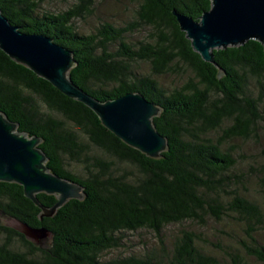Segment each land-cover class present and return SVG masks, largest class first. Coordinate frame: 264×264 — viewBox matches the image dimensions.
Instances as JSON below:
<instances>
[{
	"label": "trees",
	"instance_id": "16d2710c",
	"mask_svg": "<svg viewBox=\"0 0 264 264\" xmlns=\"http://www.w3.org/2000/svg\"><path fill=\"white\" fill-rule=\"evenodd\" d=\"M44 1L0 0V8L23 31L72 50L70 77L98 99L137 91L159 105L154 123L168 138V150L152 158L127 145L92 109L0 49V111L18 130L41 137L47 166L85 193L41 219L22 185L0 181V210L55 234L51 246L37 247L0 225V264H264V199L250 195L248 178L249 171L258 172L264 192V145L259 167L239 171L235 146L228 145L237 137L264 139V44L249 39L214 49L215 63L205 61L173 10L199 20L211 0H135V20L122 26L106 21L90 33L79 30L77 19L91 13L95 0L41 11ZM135 29L150 32L137 48L127 39ZM137 61L150 71L135 70ZM185 69L193 77L182 86L159 78ZM37 197L47 208L58 202L54 194ZM211 218L230 220L240 233L223 229L227 241H210L204 229ZM185 223L191 225L170 231ZM142 230L160 246L105 257L122 246L126 233Z\"/></svg>",
	"mask_w": 264,
	"mask_h": 264
},
{
	"label": "water",
	"instance_id": "95a60500",
	"mask_svg": "<svg viewBox=\"0 0 264 264\" xmlns=\"http://www.w3.org/2000/svg\"><path fill=\"white\" fill-rule=\"evenodd\" d=\"M179 27L194 50L205 61L215 63L214 49L239 46L249 39L264 44V0H211V7L199 20L173 10ZM0 49L54 85L66 96L92 109L103 126L127 145L152 158L168 150V138L154 123L162 109L141 92L129 91L102 101L77 85L70 77L76 61L73 51L43 33L23 31L0 8ZM19 124L0 111V181L23 186L26 197L41 208L40 218L54 216L70 199H84L78 182L51 171L48 157L39 144L42 138L18 130ZM56 195L50 208L39 201L38 193ZM0 225L13 228L37 247H49L54 232L46 226H33L0 210Z\"/></svg>",
	"mask_w": 264,
	"mask_h": 264
},
{
	"label": "rangeland",
	"instance_id": "374dc122",
	"mask_svg": "<svg viewBox=\"0 0 264 264\" xmlns=\"http://www.w3.org/2000/svg\"><path fill=\"white\" fill-rule=\"evenodd\" d=\"M77 0H47L41 3L40 10L55 9L64 10L74 5ZM137 3L135 0H95L92 5L91 13H86L84 18L79 17L77 19V25L79 30L85 33H90L96 30V28L103 22H112L113 24L126 25L127 23L135 20L136 18ZM149 31L143 29H135L132 33L128 34L127 39L129 42L135 44V47H139L140 43L148 41ZM135 70L147 73L150 71L149 64L144 61L133 62ZM193 77V73L190 70H182L180 72H169L161 77L160 80L163 84L169 87L182 86L185 82ZM259 135L258 139L246 140L241 137L234 138L228 141V145L235 146V153L238 156L239 166L237 171L241 167L255 166L259 167L260 162L263 159L262 147L264 145V139ZM246 170V168L244 169ZM249 184L252 187L250 189V195L264 199V192L259 191V176L258 172L249 171ZM232 222L226 220L224 222L216 221L215 219H209L205 233L210 241L216 242L217 240L227 241L229 236L220 232L228 228H234L239 232L237 226L230 225ZM191 223H185L183 225L172 226L171 232L178 231V229L186 226H190ZM259 239L264 241V233L259 235ZM145 244H150L156 248L160 246L158 238L149 230H142L139 232H128L124 235L123 244L119 249H112L105 252L106 258L116 257L119 254L138 253L143 251Z\"/></svg>",
	"mask_w": 264,
	"mask_h": 264
}]
</instances>
